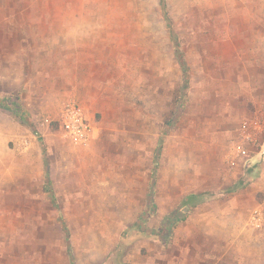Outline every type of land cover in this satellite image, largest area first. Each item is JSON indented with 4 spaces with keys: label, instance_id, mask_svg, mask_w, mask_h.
<instances>
[{
    "label": "rangeland",
    "instance_id": "rangeland-1",
    "mask_svg": "<svg viewBox=\"0 0 264 264\" xmlns=\"http://www.w3.org/2000/svg\"><path fill=\"white\" fill-rule=\"evenodd\" d=\"M12 1L0 264H264V229L250 224L264 157L230 163L242 120L264 105V0ZM69 100L95 125L88 144L57 122ZM240 195L247 207L239 219L225 208L224 230L223 202Z\"/></svg>",
    "mask_w": 264,
    "mask_h": 264
},
{
    "label": "built area",
    "instance_id": "built-area-1",
    "mask_svg": "<svg viewBox=\"0 0 264 264\" xmlns=\"http://www.w3.org/2000/svg\"><path fill=\"white\" fill-rule=\"evenodd\" d=\"M45 122L50 123L51 121L45 119ZM57 122L76 145L88 144L95 132V125L88 117L85 108L75 100L65 103ZM261 140L264 141V105L242 120L240 140L232 145L231 166L237 167L241 161L244 166L250 165L251 146L258 144ZM250 224L257 229L264 226V199L253 209Z\"/></svg>",
    "mask_w": 264,
    "mask_h": 264
},
{
    "label": "crops",
    "instance_id": "crops-1",
    "mask_svg": "<svg viewBox=\"0 0 264 264\" xmlns=\"http://www.w3.org/2000/svg\"><path fill=\"white\" fill-rule=\"evenodd\" d=\"M4 1L5 0H0V21H3L4 20V8H5V5H4ZM14 1H16V3L15 4H11V5H9V6H6V7H11V11L13 12V8H15L16 9V7L18 6V0H13L12 2H14ZM12 14V13H11ZM13 15V14H12ZM27 19L29 20L30 18L29 17H27ZM33 19V18H32ZM9 20H10V18H9ZM9 149H11V147H10V145H8L7 146ZM260 151V152H259ZM264 157V145H263V147L262 148H257V151L256 152H254V155L252 156L251 155V160H253V162L255 163L256 161L255 160H261V158H263ZM264 159V158H263ZM242 198V195H240V196H238L237 197V199L238 200H236V201H233V202H229V201H224L223 202V229L224 230H228L229 229V227H231V226H228V224L227 223H225L226 222V220H227V217H228V214H226V215H224V213L226 212V210H225V208H230V207H233V209L235 210V218L236 219H239V214L238 213H241L242 211H244L245 210V208L247 207V202L246 201H244V200H239V199H241ZM243 199V198H242ZM260 203V202H259ZM258 202H256V205H254V207H253V209L255 208V207H257V205L259 204ZM253 209H252V211H253ZM252 211H251V213H252ZM263 229H264V226L262 227ZM261 228V229H262ZM260 230V229H259ZM224 236H229V234H225V235H223V237ZM234 237H236V239H238L239 237H241V234L238 232V231H236V234H234ZM240 258H242V255H241V257ZM238 259V258H237ZM241 261V260H240Z\"/></svg>",
    "mask_w": 264,
    "mask_h": 264
},
{
    "label": "trees",
    "instance_id": "trees-1",
    "mask_svg": "<svg viewBox=\"0 0 264 264\" xmlns=\"http://www.w3.org/2000/svg\"><path fill=\"white\" fill-rule=\"evenodd\" d=\"M178 51V53H179V59H181L182 58V55H180V50L178 49L177 50ZM182 62V61H181ZM183 63V62H182ZM13 113H14V115L19 119V120H21V121H23V122H27V119L25 118V116L20 112V110L18 109V108H14V111H13ZM39 134V133H38ZM43 146H44V143H43ZM44 148V153H45V155H46V148L45 147H43ZM48 166V165H47ZM46 174H47V177H48V170L46 171ZM49 184H50V179L47 181ZM200 195H190L189 197H188V199L191 201V199H194V198H198ZM60 214V217L62 218V215H61V213H59ZM67 231V230H66ZM67 235H68V231H67ZM68 237V236H67ZM70 257H71V261L73 262V257L70 255Z\"/></svg>",
    "mask_w": 264,
    "mask_h": 264
}]
</instances>
